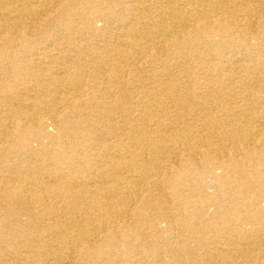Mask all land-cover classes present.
<instances>
[{
    "label": "bare ground",
    "instance_id": "bare-ground-1",
    "mask_svg": "<svg viewBox=\"0 0 264 264\" xmlns=\"http://www.w3.org/2000/svg\"><path fill=\"white\" fill-rule=\"evenodd\" d=\"M2 207L0 264H264V0H0Z\"/></svg>",
    "mask_w": 264,
    "mask_h": 264
},
{
    "label": "rangeland",
    "instance_id": "rangeland-1",
    "mask_svg": "<svg viewBox=\"0 0 264 264\" xmlns=\"http://www.w3.org/2000/svg\"><path fill=\"white\" fill-rule=\"evenodd\" d=\"M49 129H50V128H49ZM0 209H1L0 212L4 210L3 207L0 208ZM22 218H24V217L22 216ZM7 229H8V230H7L8 233H6V234H14V235H15L16 231H15L11 226H7ZM8 236H11V235H8ZM16 240H17V241H21V240H22L21 236H19V235L17 234V238H16Z\"/></svg>",
    "mask_w": 264,
    "mask_h": 264
}]
</instances>
